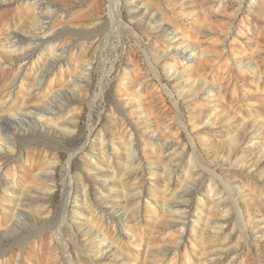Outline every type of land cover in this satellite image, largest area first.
Listing matches in <instances>:
<instances>
[{
	"label": "rangeland",
	"instance_id": "rangeland-1",
	"mask_svg": "<svg viewBox=\"0 0 264 264\" xmlns=\"http://www.w3.org/2000/svg\"><path fill=\"white\" fill-rule=\"evenodd\" d=\"M45 1L24 86L0 71V115L53 110L0 154V264H264V0H118L116 19L113 0ZM22 2L0 0V41ZM56 44L67 65L34 76ZM19 186L35 217L13 214Z\"/></svg>",
	"mask_w": 264,
	"mask_h": 264
},
{
	"label": "bare ground",
	"instance_id": "bare-ground-1",
	"mask_svg": "<svg viewBox=\"0 0 264 264\" xmlns=\"http://www.w3.org/2000/svg\"><path fill=\"white\" fill-rule=\"evenodd\" d=\"M117 1L118 0H113V4L111 3V5L114 7V10H115V13H114L115 18L114 19L120 17V16L118 17V13H119L118 12L119 11L118 10V3L119 2H117ZM22 5H24V7H26L27 11L30 13V16L32 17V20H30L31 22L30 21L26 22V25L22 26L20 29L16 28L15 31L9 33L0 41L1 47L7 48L8 49V55L11 56L8 59L7 58L6 59L0 58V71L3 72V78L7 79V81H8L7 86L10 89H11V87L13 88V86H15V84H18V83L20 84V86H21V84H22V86H24L23 73L26 72V68H28V64L31 62L33 55H35L37 52L36 45L32 41L36 37L28 35L27 34L28 32H26L25 27L28 28V27H33L32 25H35L33 27L34 28L33 31L35 33L43 34L42 37H45L46 35L49 34V32L47 31V28H50V26L49 25L47 26V24H45V21H44L45 19L47 21L48 18L50 17V12H49L50 6H49L47 1H45V0H24V3L22 2ZM7 23H10V20H8V18L5 21H3V24H7ZM162 27H165V26H162ZM111 33H112V31H111ZM46 41H48V40H46ZM57 44L52 49V52H53L52 57L53 58L50 59L49 58L50 56H48V58L46 57L47 59H45L47 64H46V66H44L45 70L43 69L44 74H40L39 73V71H40L39 67H36V68H34V70H35L34 76L41 75L45 78L46 72L52 71L53 69H55V67H58L60 72H61L63 67L67 65L68 62H65V59H64V55H65L64 51L57 54V48L56 47L59 45V44L58 45ZM60 46L63 47V45H60ZM14 53L17 54L16 57H12V55ZM188 54L185 50L183 55H182L183 59L187 60L186 62H189V60L191 59V58H188ZM35 61H37V60H35ZM37 63L34 64L33 66L35 67L37 65ZM174 63L176 64V60H174ZM36 78H39V77H35V79ZM104 86L105 85H103V87L101 86L102 87L101 91H103ZM51 100H56V99L51 98ZM46 103L48 106L41 105V106L33 107L31 105L24 106L25 105L24 104L21 107H19L16 110V112L0 115V154L6 153V154L10 155V153H11L10 147L13 145V139L12 138H13L14 133L17 131V129H20L23 127L34 128L37 123L38 124L43 123V121L46 120L45 116L47 118H50L49 115L53 112V110L50 106L51 101L47 100ZM7 104L8 103H4V105H7ZM2 110L4 111V109H2ZM47 123H49L48 120H47ZM59 124H61L60 127L63 126L62 123H59ZM152 142H153V140H152ZM151 144L153 145V143H151ZM160 147H162V146H160ZM168 148H169V146H168ZM134 173H139V170H137L136 167L128 172V177H131L132 175H134ZM143 173L144 172H141L140 180L135 186V188L138 189V191H137L138 195H136V196L139 197L138 198L139 200L137 203V208L139 211L141 210L142 203L144 205L146 204V205H150L151 207H153L146 200H144L145 194H144V190H143L144 187L143 186L145 184V180H144ZM11 177H12V180H11V182L8 183V186H7L8 190L11 187L15 188L17 185H19L18 178L16 177V170L15 169H13ZM171 182H172L171 180L167 181L166 185H171ZM19 187L21 190H20V194L17 196V199L15 198L16 202H14L15 204L13 207V209H14L13 214L15 215V217H18V219H22L23 217H26L27 215H32L31 218L35 217L34 214H31L30 209H31V203L35 200L36 197L32 196L31 193L35 194L37 191L33 190L31 187H26V188L24 186H19ZM102 192L110 193V192H107L106 190H102ZM183 193L186 194L187 191H183ZM84 195H85V200L88 201V203H89L88 205L90 207V213L92 215H96L97 218H103V216L105 215V211L104 210L103 211L102 210L97 211V207L93 206L91 200L88 197V193L86 190H84ZM178 195L180 196L181 194L179 193ZM172 203L173 204H171V205H181L177 201L172 202ZM219 205H221V203H219ZM165 206H166V204H165ZM165 206H163V207L165 208ZM165 209H167L169 211L168 208H165ZM66 212H68L67 208H66ZM66 212H64V214ZM174 215L175 216H173V217H175V219H177V222L175 224L179 225V227L182 229V231H181L182 235H185V231L191 225V222L188 221L186 216L184 217L180 214L179 215L174 214ZM179 219H181V220H179ZM109 220H110V222L113 223V226H114L115 222L111 221L112 219L107 218L106 222L108 223ZM114 231L116 232L115 235L117 236L118 239H120V240L125 239L126 236H125V233L123 232V230L118 228ZM105 242H107V241H105ZM99 246L101 248H103L105 245L103 246V244L100 243Z\"/></svg>",
	"mask_w": 264,
	"mask_h": 264
}]
</instances>
